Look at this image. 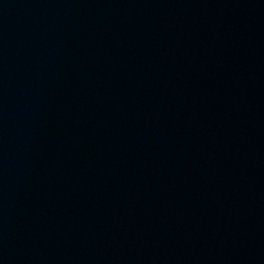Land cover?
I'll return each mask as SVG.
<instances>
[{
	"label": "water",
	"instance_id": "1",
	"mask_svg": "<svg viewBox=\"0 0 264 264\" xmlns=\"http://www.w3.org/2000/svg\"><path fill=\"white\" fill-rule=\"evenodd\" d=\"M0 264H264V0H0Z\"/></svg>",
	"mask_w": 264,
	"mask_h": 264
}]
</instances>
